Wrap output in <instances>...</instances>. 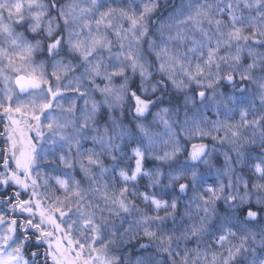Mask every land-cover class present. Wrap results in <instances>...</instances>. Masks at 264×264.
<instances>
[{
    "label": "clouds",
    "instance_id": "9594fccd",
    "mask_svg": "<svg viewBox=\"0 0 264 264\" xmlns=\"http://www.w3.org/2000/svg\"><path fill=\"white\" fill-rule=\"evenodd\" d=\"M0 264H264V0H0Z\"/></svg>",
    "mask_w": 264,
    "mask_h": 264
}]
</instances>
